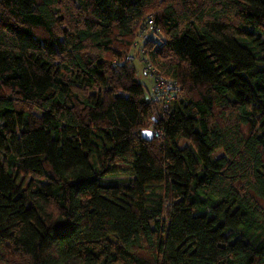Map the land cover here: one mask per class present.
I'll use <instances>...</instances> for the list:
<instances>
[{
	"label": "trees",
	"instance_id": "1",
	"mask_svg": "<svg viewBox=\"0 0 264 264\" xmlns=\"http://www.w3.org/2000/svg\"><path fill=\"white\" fill-rule=\"evenodd\" d=\"M0 264H264V0H0Z\"/></svg>",
	"mask_w": 264,
	"mask_h": 264
},
{
	"label": "built area",
	"instance_id": "2",
	"mask_svg": "<svg viewBox=\"0 0 264 264\" xmlns=\"http://www.w3.org/2000/svg\"><path fill=\"white\" fill-rule=\"evenodd\" d=\"M154 29V20L151 18L148 21L146 34L150 33ZM132 54L128 56V60H132ZM144 62V72L147 76L153 79L152 88V98L157 101L162 108L167 107L170 100L178 97L180 95V86L173 80L163 77L156 68L148 63L146 60ZM153 129V128H152ZM155 137H161L164 134L163 130L153 129Z\"/></svg>",
	"mask_w": 264,
	"mask_h": 264
},
{
	"label": "rangeland",
	"instance_id": "3",
	"mask_svg": "<svg viewBox=\"0 0 264 264\" xmlns=\"http://www.w3.org/2000/svg\"><path fill=\"white\" fill-rule=\"evenodd\" d=\"M137 40L140 41L141 40V36H138ZM133 52H135V50L132 51V53ZM134 63L136 65L137 69H138V78L145 85L146 95L148 97H150L151 94H152V91H153L152 90V88H153V86H152L153 79L151 77H149V76L144 74L143 66L138 62V60H135ZM159 106L161 107L160 104H159ZM185 143H186L185 140H183L181 145H185ZM129 178L130 177L128 175H113V176H106V177L103 178V180L104 181H116V182H120V183H127Z\"/></svg>",
	"mask_w": 264,
	"mask_h": 264
},
{
	"label": "water",
	"instance_id": "4",
	"mask_svg": "<svg viewBox=\"0 0 264 264\" xmlns=\"http://www.w3.org/2000/svg\"><path fill=\"white\" fill-rule=\"evenodd\" d=\"M143 136H144L146 139L151 140V139H153V137H154V132H153L152 129H150V128H146V129L143 130Z\"/></svg>",
	"mask_w": 264,
	"mask_h": 264
},
{
	"label": "crops",
	"instance_id": "5",
	"mask_svg": "<svg viewBox=\"0 0 264 264\" xmlns=\"http://www.w3.org/2000/svg\"><path fill=\"white\" fill-rule=\"evenodd\" d=\"M135 50V52H133L132 54L135 56V60H138V62L143 66V72H144V68H145V66H144V64L143 63H141L140 61H139V56H140V54H139V50H138V48L136 47V48H134L132 51H134ZM134 60V61H135ZM135 64V63H134ZM136 66V65H135ZM144 74H145V72H144ZM146 75V74H145ZM151 97H152V95H151ZM150 129H152V127L150 128ZM153 130V129H152Z\"/></svg>",
	"mask_w": 264,
	"mask_h": 264
}]
</instances>
